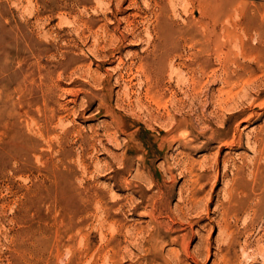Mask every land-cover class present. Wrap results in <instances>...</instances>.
I'll return each mask as SVG.
<instances>
[{"label": "rangeland", "instance_id": "1", "mask_svg": "<svg viewBox=\"0 0 264 264\" xmlns=\"http://www.w3.org/2000/svg\"><path fill=\"white\" fill-rule=\"evenodd\" d=\"M0 264H264V0H0Z\"/></svg>", "mask_w": 264, "mask_h": 264}, {"label": "bare ground", "instance_id": "2", "mask_svg": "<svg viewBox=\"0 0 264 264\" xmlns=\"http://www.w3.org/2000/svg\"><path fill=\"white\" fill-rule=\"evenodd\" d=\"M221 16V15H220ZM206 30V29H205ZM206 32V31H205ZM204 32V33H205ZM202 33V32H201ZM206 33H208V32H206ZM203 34V33H202ZM207 35L208 34H206V35H203V37L198 41H195V42H193V44L191 45V46H189L188 48H189V50L190 51H192V60H191V62H192V66H195L196 68H194L193 69V73L195 74V73H200V74H203L204 76L206 75L205 74V72H204V70L200 67V64H199V62H200V59H201V57L202 56H204V55H208V53H209V51H210V45H211V42L213 41L212 39V41H210L209 39H207ZM227 41V40H226ZM182 42H184L183 41V39L181 38H178V39H176L175 41H173V42H168L169 43V45H168V48H167V52L170 54V53H173V52H176V51H179V49H180V46L182 45ZM229 42V41H228ZM230 42H232V41H230ZM247 42V41H246ZM233 44V43H232ZM246 44V43H245ZM165 45V44H164ZM163 45V46H164ZM215 45H216V43H215ZM223 45V44H222ZM236 45V44H235ZM241 45V44H240ZM215 47V46H214ZM216 51V54H217V56H218V62H219V64L221 65V67H225V62L226 61H224L222 58H221V54H220V50H219V45L217 44L216 45V49H215ZM166 52V53H167ZM214 52V53H215ZM163 54V53H162ZM34 55V54H33ZM166 56V55H165ZM204 59H205V57H203ZM207 58V57H206ZM162 59H164V58H162ZM164 61V60H163ZM19 70V69H18ZM196 75V74H195ZM200 79V78H199ZM158 80V79H157ZM194 80V79H193ZM199 82V81H198ZM33 83V82H32ZM194 83V82H193ZM198 84V83H197ZM194 86H195V84H194ZM196 87V86H195ZM246 87V86H245ZM193 90H195V89H193ZM195 92V91H194ZM239 97V96H238Z\"/></svg>", "mask_w": 264, "mask_h": 264}]
</instances>
